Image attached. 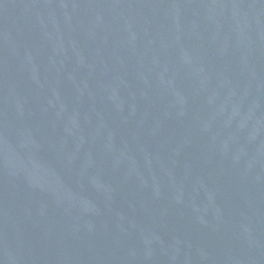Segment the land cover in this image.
<instances>
[{
  "label": "water",
  "instance_id": "water-1",
  "mask_svg": "<svg viewBox=\"0 0 264 264\" xmlns=\"http://www.w3.org/2000/svg\"><path fill=\"white\" fill-rule=\"evenodd\" d=\"M0 264H264V0H0Z\"/></svg>",
  "mask_w": 264,
  "mask_h": 264
}]
</instances>
